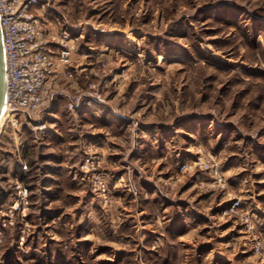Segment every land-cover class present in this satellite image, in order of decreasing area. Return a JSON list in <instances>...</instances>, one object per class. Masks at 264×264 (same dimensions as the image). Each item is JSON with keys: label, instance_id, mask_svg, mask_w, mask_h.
Wrapping results in <instances>:
<instances>
[{"label": "rangeland", "instance_id": "374dc122", "mask_svg": "<svg viewBox=\"0 0 264 264\" xmlns=\"http://www.w3.org/2000/svg\"><path fill=\"white\" fill-rule=\"evenodd\" d=\"M56 7L106 109L0 130V264H264V0Z\"/></svg>", "mask_w": 264, "mask_h": 264}, {"label": "built area", "instance_id": "2783aa9c", "mask_svg": "<svg viewBox=\"0 0 264 264\" xmlns=\"http://www.w3.org/2000/svg\"><path fill=\"white\" fill-rule=\"evenodd\" d=\"M45 13L41 0H0V28L6 65L5 110L0 130L30 125L43 130L36 119L53 103L55 97L66 100L68 113L77 115L84 109L106 105L100 85L94 83L83 90L70 92L61 80H76L72 57L82 35L59 30L57 35L47 33V24L41 19ZM106 84V83H105ZM36 124V125H35ZM26 197L27 190L17 185ZM240 202L230 210L238 209ZM256 253L260 248L256 247Z\"/></svg>", "mask_w": 264, "mask_h": 264}, {"label": "crops", "instance_id": "0c3cea01", "mask_svg": "<svg viewBox=\"0 0 264 264\" xmlns=\"http://www.w3.org/2000/svg\"><path fill=\"white\" fill-rule=\"evenodd\" d=\"M42 5L44 6V10L45 13L40 14L41 15V19L47 24V33L50 35H57L59 30H66L71 32L74 35H82L84 36L85 32L84 29H81L80 26L77 25H68V23L66 22L67 20L65 19L64 21V17L61 14V11L59 12V10L56 7L57 4V0H41ZM253 19L257 20V26H262L264 24V18L260 17V16H252ZM84 66V62L82 61V59L80 58L79 61L77 60H73V65H72V69L76 70L77 69H81ZM55 102V100H54ZM65 113L66 110H64ZM45 189V187H44ZM43 189V190H44ZM147 206V205H146ZM148 207H144V209H147ZM167 207H164L163 209H160V211L162 212L161 215L163 216L162 218L166 217V212L167 211ZM146 211V210H145ZM167 224V221H161V225H163V227ZM175 226H184L183 222H178L177 224L173 225L172 227L175 228ZM167 233V229L166 231L164 230V232L160 233L158 235V240H160L161 242L168 239V234Z\"/></svg>", "mask_w": 264, "mask_h": 264}, {"label": "water", "instance_id": "95a60500", "mask_svg": "<svg viewBox=\"0 0 264 264\" xmlns=\"http://www.w3.org/2000/svg\"><path fill=\"white\" fill-rule=\"evenodd\" d=\"M5 95H6V65L4 50L2 45V34L0 28V122L5 110Z\"/></svg>", "mask_w": 264, "mask_h": 264}, {"label": "bare ground", "instance_id": "6f19581e", "mask_svg": "<svg viewBox=\"0 0 264 264\" xmlns=\"http://www.w3.org/2000/svg\"><path fill=\"white\" fill-rule=\"evenodd\" d=\"M0 125H1V122H0Z\"/></svg>", "mask_w": 264, "mask_h": 264}]
</instances>
